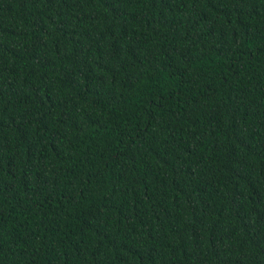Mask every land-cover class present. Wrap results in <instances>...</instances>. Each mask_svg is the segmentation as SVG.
I'll return each mask as SVG.
<instances>
[{
    "label": "trees",
    "instance_id": "obj_1",
    "mask_svg": "<svg viewBox=\"0 0 264 264\" xmlns=\"http://www.w3.org/2000/svg\"><path fill=\"white\" fill-rule=\"evenodd\" d=\"M0 264H264V0H0Z\"/></svg>",
    "mask_w": 264,
    "mask_h": 264
}]
</instances>
